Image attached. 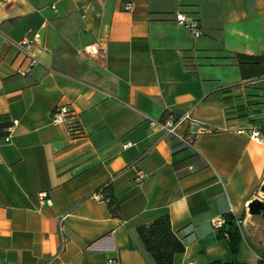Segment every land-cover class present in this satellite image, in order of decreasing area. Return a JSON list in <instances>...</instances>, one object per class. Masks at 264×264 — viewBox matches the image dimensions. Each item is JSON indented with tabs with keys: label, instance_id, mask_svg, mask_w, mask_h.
Masks as SVG:
<instances>
[{
	"label": "crops",
	"instance_id": "0c3cea01",
	"mask_svg": "<svg viewBox=\"0 0 264 264\" xmlns=\"http://www.w3.org/2000/svg\"><path fill=\"white\" fill-rule=\"evenodd\" d=\"M33 34L39 64L23 76L9 41ZM236 53L264 54V0L0 3V264H153L137 228L165 215L186 248L173 264H226L214 222L228 214L242 222L238 262L261 264L264 219L246 203L264 201V145L241 131L264 136V77L243 80ZM58 105L82 136L53 124ZM168 114L209 131L186 148L149 126ZM107 183L118 217L92 197Z\"/></svg>",
	"mask_w": 264,
	"mask_h": 264
},
{
	"label": "built area",
	"instance_id": "2783aa9c",
	"mask_svg": "<svg viewBox=\"0 0 264 264\" xmlns=\"http://www.w3.org/2000/svg\"><path fill=\"white\" fill-rule=\"evenodd\" d=\"M14 0H0V3L2 4H8L13 2ZM135 8V4L132 2H126L124 4V9L126 11H132ZM176 22L186 28L194 38L201 37V31L199 28V23L197 20L192 18L191 16H187L186 14H178L176 17ZM40 39L39 34H33L32 37L23 39L21 41L15 42V41H9V44L11 47L15 48L20 54L25 56L29 62L30 67L26 71H19V73L23 76L27 75L31 69L39 64L38 60L31 54V50L35 44L38 43ZM85 51H87L91 55H95L99 53V48L97 46H89L85 48ZM52 122L55 125H63L67 128L70 135L73 138H78L82 136L83 130L77 120L76 115L69 109L66 105H58L54 108L52 112ZM19 124V121H14L13 126L9 128V134L5 139L6 143H10L12 136L14 134L15 127ZM184 124H196L198 125V129L196 132H189L188 134H181L179 133V127H181ZM149 126L152 128H157L160 131H162L167 137L175 139L180 145L189 148L194 149L195 147V140L196 137L199 134H203L205 132L209 131V128L205 126H201L198 124V122L193 118L191 114H185L183 116H175L168 114L164 120L162 121H155V120H149ZM241 133L246 134L250 140L264 145V136L260 132V130L256 128H252L249 130L241 131ZM145 178V175L140 174L137 178V181H141ZM93 199L97 201H104V196L102 193H95L93 194ZM250 202L246 203V207L248 208L250 206ZM225 219H218L216 222H214V227L218 231L222 229L225 226ZM237 226L239 227L240 231H242V222L240 220H237ZM228 238V235H226ZM264 264V260H261Z\"/></svg>",
	"mask_w": 264,
	"mask_h": 264
},
{
	"label": "trees",
	"instance_id": "16d2710c",
	"mask_svg": "<svg viewBox=\"0 0 264 264\" xmlns=\"http://www.w3.org/2000/svg\"><path fill=\"white\" fill-rule=\"evenodd\" d=\"M233 59L239 68L243 80L261 79L264 77V54L248 55L236 53L233 55ZM165 117L166 115L164 119ZM95 193L103 194L104 202L108 204L112 216L118 217L121 203L116 198L111 183L103 185ZM225 221V226L218 231V236L220 239L227 241L232 254V259L226 264H241L237 260V253L243 237L237 226V219L232 214H228L225 216ZM137 233L143 250L151 257L153 264H173L175 255L185 252V245L174 233L168 215L162 216L150 224L138 227ZM226 235H228V238Z\"/></svg>",
	"mask_w": 264,
	"mask_h": 264
},
{
	"label": "water",
	"instance_id": "95a60500",
	"mask_svg": "<svg viewBox=\"0 0 264 264\" xmlns=\"http://www.w3.org/2000/svg\"><path fill=\"white\" fill-rule=\"evenodd\" d=\"M261 191L264 193V184L261 187ZM250 214L255 216H261L264 219V201L255 200L250 204Z\"/></svg>",
	"mask_w": 264,
	"mask_h": 264
}]
</instances>
